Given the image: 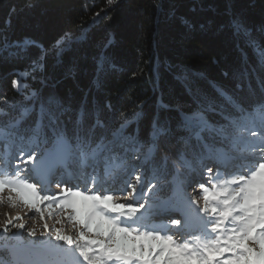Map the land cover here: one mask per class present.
I'll use <instances>...</instances> for the list:
<instances>
[{
  "label": "trees",
  "instance_id": "obj_1",
  "mask_svg": "<svg viewBox=\"0 0 264 264\" xmlns=\"http://www.w3.org/2000/svg\"><path fill=\"white\" fill-rule=\"evenodd\" d=\"M41 106L69 109L64 137L83 159L100 152L109 171L132 161L157 184L150 203L176 206L180 171L206 147L228 151L236 125L264 107V0H0V139L12 145L18 133L36 159L55 137L46 114L37 127ZM10 236L0 264H15L7 247L21 245V264H36L27 245L42 246L43 264L50 246L64 264L83 261L55 238Z\"/></svg>",
  "mask_w": 264,
  "mask_h": 264
},
{
  "label": "snow or ice",
  "instance_id": "obj_2",
  "mask_svg": "<svg viewBox=\"0 0 264 264\" xmlns=\"http://www.w3.org/2000/svg\"><path fill=\"white\" fill-rule=\"evenodd\" d=\"M61 43L62 40L57 41V46ZM13 83L14 86L17 84L16 81ZM67 111L69 109L64 108L58 113L48 112L41 106L37 127L46 114L50 130L57 139H63L61 118ZM196 116V113H181V120H192ZM82 120L81 110L76 123L80 124ZM97 124L103 127L99 120ZM95 127L93 125L90 133ZM165 131L160 129V134ZM197 138H200L199 133ZM250 155L254 160L248 161L252 166L246 173L241 171L231 179L214 182L210 188L200 185L203 190L200 211L211 223L210 232L195 243H177L166 232L161 235L155 229L135 224L134 218L142 212L145 204H117L114 199L135 197L136 185L129 184L119 196L67 186H62L61 193H41L33 182L19 180L17 183L19 173H16L13 179L0 177V190L7 185L24 204L41 213V218L44 208L40 205L44 202H50L46 205L49 210L53 206L61 211L69 210L67 218L80 227L79 238L74 241L73 237L63 235L57 229L55 240L68 246L75 244L74 248L86 264H264V143L254 145ZM25 159L31 161L34 156ZM136 178L140 179L139 176ZM171 223L179 226L181 221L172 220ZM16 226L24 228L23 224ZM29 235H35V232L30 231Z\"/></svg>",
  "mask_w": 264,
  "mask_h": 264
},
{
  "label": "rangeland",
  "instance_id": "obj_3",
  "mask_svg": "<svg viewBox=\"0 0 264 264\" xmlns=\"http://www.w3.org/2000/svg\"><path fill=\"white\" fill-rule=\"evenodd\" d=\"M257 113L254 114H247L242 120V124L236 125V130H234V133H232L229 138V140H232V142L228 143L230 145V148L228 150V154H230L232 157H237L240 155L239 152L248 153L250 155V149L254 145H258L259 143L264 142V133L258 134V130H264V108L261 110L256 111ZM199 120H203L202 117L199 118ZM190 132L193 134V136L196 138L197 134L195 135V130L193 127H191ZM252 133H256V135H252ZM16 142L10 144L3 143V140L0 139V154L3 153L5 150H10L9 152H15L14 156H16V153H20L19 155V161L7 157L4 159L5 163L7 161L13 162L14 164L18 166H22L25 163H35L36 165L33 167L36 169V172H39L40 174H44L47 171V164L45 162H42L44 158H46L47 154L49 153V150L52 149V154L59 156L58 152V143L54 146L53 144H50L47 151H44L43 155L39 157V159H36L39 152H35L33 148L25 147L22 142V137H19V134L16 133ZM1 137V136H0ZM11 145V146H9ZM242 146V148H240ZM54 147V148H53ZM50 148V149H49ZM234 148H236V151H233ZM68 151H66V154L64 155L66 159L68 158ZM13 155V154H12ZM29 155L34 156V159L31 161L26 160L25 158ZM67 155V156H66ZM75 162L78 163L81 161V156H83L80 152L74 154ZM53 157V156H52ZM99 158V157H97ZM111 156H108V159H110ZM208 155L201 161L200 164H203L206 162V159H208ZM17 159V158H16ZM56 159H59L57 157ZM221 160V158H219ZM247 160H254V158H248ZM59 161V160H58ZM102 160L99 161V164H102ZM104 161V159H103ZM93 162H90L92 164ZM106 163V162H105ZM97 164V165H99ZM251 164V163H250ZM127 171L128 174H125L124 171L120 172L119 175L116 172L109 174L110 172H107V174L104 175V180H106L108 183L112 181L113 186L120 182V187L117 189V192H122L125 190L129 184L136 185L137 189V195L135 197L129 196L128 199H125L121 197L119 200L114 199V203H144L145 207L142 210V212L138 215L137 218H134L135 224L140 225L142 228H148V229H155L157 230L161 235H163L165 232L168 234L171 230L170 225H168V222H166L165 218L167 216H164L160 214L162 206L165 209V205L167 204V201H163L162 203L158 202H152L148 200V193L150 188H155L156 183L154 180H150V176L145 171L138 172L139 170L135 171L133 168V162L128 161L127 164ZM133 167V168H132ZM202 166L199 167H185L184 170L180 171L182 173L183 178L180 179V182H182L183 187H181L179 190L181 193L185 195L186 204L193 207V216H195V211L198 212V216L201 217L202 220L205 221L204 227L201 226L199 228L195 227L192 232H194V237H189V234L187 233L184 235L182 240H179L180 242L177 243H183V242H189V243H195V241L202 236L203 231L206 229L210 232V219L204 215L200 209L203 207V190L201 189L200 185L204 184L211 187L210 184L205 183L202 178V172H209V170L213 171L212 166L210 169H207V171H201ZM1 168V167H0ZM2 169V168H1ZM10 169V168H9ZM81 172V171H80ZM84 174L83 181L85 182L86 172L82 170L81 172ZM100 173V171H99ZM99 173L97 176H99ZM1 174V173H0ZM10 175V172H9ZM116 175H118L116 177ZM137 176L140 177L139 180H137ZM177 176V175H176ZM210 179H212V183L218 182L223 179V174L219 172V174H216L212 177L210 173ZM9 178V177H7ZM16 178V177H15ZM10 179V178H9ZM13 179V178H11ZM20 177L16 179V182H19ZM26 181H29L28 178L25 177ZM111 184V185H112ZM123 184V185H122ZM110 185L107 190H112V186ZM122 185V186H121ZM212 185V184H211ZM94 188V187H93ZM63 190V189H62ZM114 191H112L113 193ZM44 193V192H42ZM61 193V192H60ZM119 193V194H120ZM126 200V201H121ZM141 200V201H139ZM50 202H44L43 205H40V207L44 208L43 212V218H41V213L37 212L35 208H31L28 205L24 204L18 197V195L11 191V189L6 185L2 190H0V236H10V240L14 238V235H18L19 240H21L22 243H24L26 240H32L35 238H55V234L57 229L61 232L63 235H69L73 237V240L76 241L79 238V225L75 224L73 221L69 220L67 217L69 216L70 212L69 210L61 211L60 209H57L53 206L51 210H49L46 205ZM171 204V203H170ZM181 204V203H179ZM153 206L150 210L148 207ZM173 204H171V212H173ZM180 206V205H179ZM51 211V214H50ZM19 218V219H17ZM195 219V218H194ZM166 223V226H157L160 228H157L156 225ZM23 224L24 228H18L16 225ZM45 225H47V229L45 228ZM168 225V226H167ZM201 230V231H199ZM35 232V235H29V232ZM191 231V229H189ZM205 234V233H204ZM201 239V238H199ZM9 240V242H10ZM30 247H37L39 245H28ZM75 247V244H73ZM53 248V252L55 254H58L61 250L60 247L57 246H51ZM77 250V249H76ZM16 253H18L17 249H15ZM78 251V250H77ZM79 264H86V262H83L79 260ZM73 264H76L73 261Z\"/></svg>",
  "mask_w": 264,
  "mask_h": 264
},
{
  "label": "bare ground",
  "instance_id": "obj_4",
  "mask_svg": "<svg viewBox=\"0 0 264 264\" xmlns=\"http://www.w3.org/2000/svg\"><path fill=\"white\" fill-rule=\"evenodd\" d=\"M63 144L64 147L66 148V150H68L69 146H68V141L66 139H63ZM67 156V155H66ZM64 159H66V157L64 156ZM59 160V161H58ZM62 159H55L56 164H58ZM16 249V248H15ZM15 249L12 250V252L14 253V255L16 256L18 253H16ZM17 251H19V249H17ZM17 257V256H16Z\"/></svg>",
  "mask_w": 264,
  "mask_h": 264
}]
</instances>
